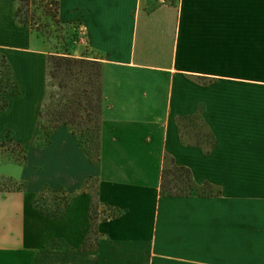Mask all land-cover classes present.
I'll return each instance as SVG.
<instances>
[{
  "label": "crops",
  "instance_id": "0c3cea01",
  "mask_svg": "<svg viewBox=\"0 0 264 264\" xmlns=\"http://www.w3.org/2000/svg\"><path fill=\"white\" fill-rule=\"evenodd\" d=\"M56 1L80 38L70 49L101 63V159L66 124L29 154L27 194L0 190V264H264V0ZM18 6L0 0V49L21 87L0 132L30 136L61 53L17 22ZM195 119L208 135L186 128ZM173 162L217 191L163 194ZM89 179L61 217L33 203L38 186Z\"/></svg>",
  "mask_w": 264,
  "mask_h": 264
},
{
  "label": "rangeland",
  "instance_id": "374dc122",
  "mask_svg": "<svg viewBox=\"0 0 264 264\" xmlns=\"http://www.w3.org/2000/svg\"><path fill=\"white\" fill-rule=\"evenodd\" d=\"M170 1L174 2L177 0ZM45 2L44 0L21 1L20 4L23 8L20 12V18L15 17L17 22L23 24L22 22L26 20L31 23L33 27L31 24L28 25L31 26L32 32L37 33L45 39L53 52L92 60L85 56V52L81 55L80 52L70 49V44L80 38H78L74 30L69 29L70 26H61L62 24L59 25L54 21L52 15L54 13L53 8L55 7L53 5L46 6ZM77 54H80V56H77ZM88 60L62 66L57 69L54 76L51 72L47 73L48 92L46 100L40 109L39 128L36 133L26 136L22 131L17 129V124L15 126L16 129H7L5 127L0 132V142L6 139L9 131V138H11V141H7L4 146L0 147V190L3 193H11V191H5L7 189H16L12 192L18 191L23 192L25 195L27 194L29 187L27 181L22 176L25 175L24 168L28 163V159L25 162L22 157L27 155L29 158V154L31 153H36L35 156H38L40 147L49 141L50 133L63 124L68 125L75 132L82 146L91 152L90 154L93 156V159L97 156L103 106L102 67L100 63ZM19 90H21V87H19L18 80L7 59V55L0 49V103L4 98L11 99L14 95L17 96ZM16 96L12 100L13 104L18 101V97ZM14 108L11 114L4 115L3 118L7 120L15 119L16 111L21 108V105H17ZM3 110H0V115ZM4 122L0 119V123L3 124ZM185 126L189 130H196L199 134H209L207 127L201 120L195 119L191 122H186ZM16 142H19L20 146ZM167 168L171 169V172L166 175L165 181L174 190L184 191L187 194L191 192L209 193L217 191L211 185L197 188L192 183V185L188 186L189 182L185 174L175 171L172 166ZM16 174H19V176L17 177ZM34 179L37 180L36 177ZM89 183L84 184L75 192L64 187H51L43 195L41 191L48 185L38 186L35 188L39 191L35 197L37 206H43L49 211H54L58 206L63 205L65 202L63 198L65 196H68L72 200L75 195L82 191L91 194V191H94L96 188V180L91 181L89 179ZM20 186H22V190H18ZM14 198L10 197L8 200L2 201L1 205L4 208L9 207L10 203H13L14 200L18 201ZM97 204L93 203V212H99ZM103 216L105 215L103 214ZM92 238H95L94 234ZM93 242L94 239L90 240L89 245Z\"/></svg>",
  "mask_w": 264,
  "mask_h": 264
},
{
  "label": "trees",
  "instance_id": "16d2710c",
  "mask_svg": "<svg viewBox=\"0 0 264 264\" xmlns=\"http://www.w3.org/2000/svg\"><path fill=\"white\" fill-rule=\"evenodd\" d=\"M21 1L23 0H19V6L17 7V10H16V17L20 18V12L22 11V6H21ZM46 1V6H49V5H53V10H54V13H53V19L56 23H58L59 25H61V22H60V19H59V3L58 1L56 0H44ZM173 2V1H172ZM175 2V1H174ZM173 2V3H174ZM20 20V19H19ZM22 22V21H21ZM23 24H31L29 22H27L26 20H24L22 22ZM32 26V24H31ZM63 26V25H61ZM33 27V26H32ZM88 59H80V58H75V57H72V56H69V55H65V54H52L50 56V64H51V69H50V72L51 74L54 76L55 73L57 72V69L61 68L62 66H65V65H69V64H72L73 62H85L87 61ZM88 61H93L95 63H100V61L94 59V60H88ZM101 64V63H100ZM8 103H9V99L8 98H4L2 100V102L0 103V110L2 109H5L7 106H8ZM41 114V112H40ZM66 123V122H64ZM74 132V131H73ZM75 133V132H74ZM9 134H10V131H9ZM9 134L7 135L6 139L3 140L2 142H0V147L1 146H4L5 143L7 141H11V138H9ZM80 142V140H79ZM99 142V140H98ZM17 145L20 146V143L19 142H16ZM81 144V142H80ZM81 148L83 149V151L89 156L90 160L93 159V156L90 154L91 152L87 149H85L82 144H81ZM97 156L95 157V159H93L92 161H99L101 159L100 157V142L98 143V147H97ZM23 160L26 162L28 157L27 155H24L23 157ZM172 167L175 169V171L177 172H180V174H185L186 175V178L189 182L188 186L192 185L193 183V179H192V171L189 167H186V166H182V165H178L176 164L175 162H173L172 164ZM171 172V169L169 168H164L163 171H162V181H161V192L163 194H169V195H184V194H187V192H184V191H178V190H174V188L168 184H166L167 182L165 181V177L166 175ZM208 186L211 185V184H207ZM22 186L18 187V190H22ZM51 189L50 186H46L41 192V194L43 195L45 192L49 191ZM13 190H16V189H7L5 191H13ZM191 193H194V192H191ZM205 193V192H203ZM211 193V192H210ZM190 194V193H189ZM63 200H65V202L63 203L62 206H58V208L54 211H49L47 210L46 208H44L43 206H37V201L34 199L33 200V203L35 204V206H37L39 208V210L49 216H54V217H61L62 215H64V213L66 212V209L67 207L69 206L70 202H71V198L69 199L68 196H65L63 198ZM94 218V216H93Z\"/></svg>",
  "mask_w": 264,
  "mask_h": 264
}]
</instances>
